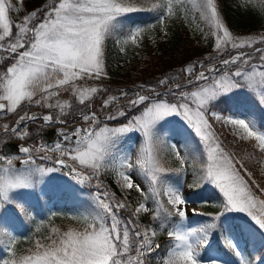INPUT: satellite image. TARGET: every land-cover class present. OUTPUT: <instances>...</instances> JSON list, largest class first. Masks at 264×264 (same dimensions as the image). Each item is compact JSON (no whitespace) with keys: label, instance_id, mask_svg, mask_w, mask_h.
<instances>
[{"label":"snow or ice","instance_id":"6c2138e0","mask_svg":"<svg viewBox=\"0 0 264 264\" xmlns=\"http://www.w3.org/2000/svg\"><path fill=\"white\" fill-rule=\"evenodd\" d=\"M158 5L153 4L155 10ZM209 16L206 19L214 25L216 30V48L221 50V45H231L234 49L252 47L254 41H237L233 38L221 22L214 0H205ZM12 5L7 0H0V52L8 55L5 59H11L12 63L5 70L0 71V114L15 113L22 103L36 104L44 107H57L59 115H66L65 109H70L67 102L56 101L50 103L59 91L72 90L81 105L92 96L106 91L98 87H78V80L100 79L106 76L103 70V46L107 38L116 35L117 29L123 26L126 14L144 11V7L134 6L128 0H52V4L46 9L33 11L23 18V23L15 25L17 31L13 39L4 43L7 37L13 36L8 12ZM42 12L43 15H38ZM172 12L171 0H169L167 14ZM160 23H164V16H160ZM130 35L125 38L135 41L142 31L137 25L131 28ZM223 33L221 36L220 33ZM264 42V41H262ZM123 50V49H122ZM259 59L264 62V49L256 48ZM241 63L250 68V71H242L239 68L230 74L216 67L205 71L196 72V65H189L185 72L190 77L189 83L194 79L196 87L190 92L174 91L179 85H172L167 79L159 81L160 85L168 86V92L164 95H175L177 100L170 103L158 100L161 93L155 89V96L135 93L134 99L128 100L129 108L143 107L139 115L128 118L127 124L110 128L107 125L97 128L99 117L95 111L81 112V118L88 127H76L73 131L58 133L62 142L54 147L40 146L36 152L44 151L46 154L40 159H52L49 152L59 153L61 157L67 156L79 165L91 169L88 174L78 171L75 167L65 163L63 159L54 161L56 167H40L33 159L32 149L18 146V151L25 154L22 159L24 167L17 168L13 165L17 156L0 155V236L7 235L8 243L5 246L9 258L2 264H150L152 253L160 248L154 245L156 230L147 228L136 231L140 225L132 219L126 222L120 216V210L126 206L116 201L115 197L109 198L108 192H97L93 196V211L83 218L88 221L83 231L68 230L59 234V230L53 228V233H58L55 239L49 238L47 245L37 242L35 251L28 255L17 256L14 252V244L17 237L6 231L5 223L9 213L13 215L23 214L25 217L32 211L31 198L37 202L49 200V193L45 191L47 182L53 174L62 168H69L72 179L78 185L98 179L100 172L109 167L117 169V176L122 179L124 189L135 190L144 197L145 201L151 196L158 207L153 219L159 222V228L168 230V236L175 241L170 246L167 258L163 264H221L216 258L209 257L207 261L202 255L210 248V237L217 231L228 232L225 227L227 213H243L250 218L257 228L249 231L248 235L254 239L255 234L264 233V200L259 201L253 194L240 170L236 167L243 164L227 153L219 142L213 130L211 119L223 121L242 132L241 139L254 140L255 146L264 152V131H261L256 122L247 114L223 116L226 111L220 108L231 97L234 90L248 87L255 90L257 87L260 102L264 104V63L259 67L252 63V57L244 53H237L229 59L222 61L224 66ZM201 67H203L201 65ZM220 73L216 75V73ZM259 77V81H257ZM203 81L201 85L199 82ZM53 89H56L54 91ZM120 96L127 97L128 93L121 90ZM119 97L110 96L101 104L107 108L109 104ZM6 101L7 103H3ZM91 107V105H86ZM215 109H220L216 111ZM178 116L184 121L188 129L193 130L196 137L203 145L207 153V163L204 166V180L212 183L222 194L223 212L217 215L212 222L206 223L198 229L186 227L187 219L185 210L177 207L186 205L189 201L181 194L179 185H170L164 179L167 169L160 166L156 153L158 146L163 143L160 131L162 121L167 117ZM127 117L123 109L115 113L109 112L106 119L117 120ZM39 117L35 115H20L11 133L20 139L28 136L25 121H35ZM45 125L53 121L51 115L42 117ZM65 123V121H60ZM23 126V128H22ZM5 133L9 126H3ZM130 132H138L143 138L142 148L137 154L136 164L131 163L130 154L120 156L113 150L117 148L121 139ZM179 157L180 153L177 151ZM181 159V165L184 164ZM141 169V174L148 181V192H144L141 186L134 182L131 173L136 167ZM264 171V168H262ZM254 183V181H253ZM97 187H100L99 182ZM163 195L169 197L168 203L177 208L176 214L179 221L172 219V213L160 205V188ZM264 192V189H261ZM149 209L146 202L139 203L133 216ZM134 233V236H133ZM227 247L235 252L238 264H264V255L258 260L248 259L240 250L237 243L229 235L225 238ZM135 251V255L131 253Z\"/></svg>","mask_w":264,"mask_h":264},{"label":"rangeland","instance_id":"374dc122","mask_svg":"<svg viewBox=\"0 0 264 264\" xmlns=\"http://www.w3.org/2000/svg\"><path fill=\"white\" fill-rule=\"evenodd\" d=\"M241 5L248 6L250 4L251 0H238ZM252 1H263L261 3V6H264V0H252ZM9 4L12 5V9L8 12V19L11 22V26L13 29V36L7 37L4 42H8L9 40L13 39L15 36V33L17 31L15 25L18 23H23V18L27 15H23L21 13V2L22 0H7ZM148 25L141 26L142 31L140 34L135 37V41L129 39L127 40V43H125V38L130 35V33L127 36L119 37L114 43V53L113 57H110V60L106 61L103 56V70L106 73V76H102L100 79H91V80H78L75 82V84L78 87H98L105 84H110L113 87L119 88V92L121 93V90L126 91L128 93L127 97H122L120 94H112L114 92L109 93V95H106L103 100L101 101V104L105 99H107L110 96L119 97L116 101H113L109 104L107 108H102V111L96 112L99 117V123L96 125L97 128L103 127L107 125L110 128L118 127L123 124H127L128 118H130L132 115H139L141 111H143V107H139L136 109L129 108L128 106V100L135 98L136 92H141L144 95L149 96H155V92L152 90L155 89L157 92L161 93L160 96L156 97L158 100H164L170 103H175L177 100V96L175 95H164V93L168 92V86L167 85H160L161 88L156 89L154 87L149 88H143L140 85L141 77L139 74V70L142 66L143 61V51L142 48L145 44H147L152 49H155L157 43L159 41H164L168 38L170 34V27L169 22L164 17V23L161 24L160 21L157 24H153L152 22H147ZM139 24H136L137 26ZM186 25L191 32V35L193 36H199L203 39V28L197 24L196 21H194L193 18H190ZM134 26V27H135ZM15 27V28H14ZM133 27V28H134ZM230 35L235 38L237 41H247L251 39L254 41L252 44L257 43H264L261 41H264V29L255 32V33H248V34H233L230 31H228ZM216 30H214L212 36H213V42H212V52L211 54H208L206 63H200L198 66H196V72L199 71H205L206 74L209 76L213 75L212 73H207V69L210 67H216L220 69L221 71H226L229 74L236 69H240L242 71H250V68L246 65H243L241 63H237L235 65L229 64L227 66H224L222 61L224 59H229L232 56H235L237 53H244L246 55H250L252 57V63L256 64L258 67L264 63L261 62L259 59V53L255 51L256 48L260 47H254L252 50H249L248 52H241L238 49L233 50L234 48L231 47V45H221V50H217L216 48ZM220 35L222 36L223 33L221 32ZM264 45V44H263ZM247 47V45H245ZM123 49V50H122ZM241 49V48H239ZM261 49H264L261 48ZM226 51H229L228 53ZM234 52V53H233ZM229 53H232L231 55H228ZM255 58H258L254 60ZM201 65L203 67H201ZM220 73H216V75H219ZM257 81H259V77L256 78ZM180 81L173 83L169 81L172 85H179V88H175L174 91L177 93L185 91L190 92L192 91L196 85L197 82L193 79L192 83H189L190 77L186 74L184 69V75L182 78L179 79ZM199 84L203 85L204 82L201 81ZM248 89V87H247ZM56 91V89H53ZM249 90V89H248ZM112 91V90H109ZM261 90L257 87L255 90H251L252 93L256 95V99H254L256 102H258L261 106H264V104H261L260 102V96L259 92ZM59 100L60 102L67 101L70 105V109H65L66 115H59L60 109L57 107H44L41 105L36 104H28L27 102L22 103V105L17 109L15 113H4L0 114V155L7 156L4 154V151L2 149V145L6 142H16L22 146L29 147L32 149V155L33 159L36 162V165L40 167H56L54 161L56 159H63L65 163L75 167L78 171H81L82 173L88 174L91 172V169L87 167H83L79 165L78 162L70 160L67 156L61 157L59 153L56 152H49L47 155L51 156L52 159H40V157L44 156L46 153L44 151L36 152L35 149L40 146H48V147H54V145L58 142H62V137L57 136V133L53 132L52 136L53 139L50 142H46L42 138V133L44 130H51L58 127H64L68 128L69 130L73 131L76 127H88V123H85L81 118V112L84 113H90L94 110L86 107L85 105H82L81 107H77L76 105L80 104L77 97L73 95L71 88L69 87L68 91H59V95L57 97H54L50 103L55 104L56 101ZM3 103H7L6 101H2ZM74 106V107H73ZM72 109H77L76 112H73ZM123 109L127 112V117H120L117 120H108L106 119L109 112L115 113L117 110ZM27 113L28 115H35L39 117V119L35 121H25V124L27 125V131L29 133L28 136L24 137V139H20L19 137L13 135L11 133V128L15 126L16 121L19 119L20 115H24ZM247 114L251 119H253L252 114L250 111L243 107L241 110H239L235 114H226L225 117L228 115H238V114ZM44 115H51L53 117V121L49 124L45 125L44 121L42 120V117ZM57 118L60 121H65V123H60L57 121ZM254 120V119H253ZM162 130L160 131V136L163 141L158 146V151L156 153V158L160 164L161 167L167 169L168 171L164 174V179L168 182L170 185H179L181 189V194L189 201L186 205H180L177 206L186 212L187 219L184 221V224L186 227L192 228V229H198L201 226H203L206 223L212 222L214 218L217 215H220L223 212L222 202L223 197L222 194L219 192L218 188L215 187L212 183H206L204 180V166L207 163V153L205 149L203 148V145L199 141V138L195 136L193 130L188 129L187 125L184 123V121L181 119V117L178 116H171L167 117L166 121H162ZM210 123L222 125L225 129V132L231 136L234 137L236 140L242 141V142H252L253 146L260 150L258 147L255 146L254 140H245L241 139V136L243 135L241 131L234 128L230 124L224 123L221 121H216L215 119H211ZM7 124L9 126V131L5 133L3 126ZM23 128V126H22ZM143 138L138 132H130L125 137H123L118 144L117 148L114 149V152H118L120 156H126L130 154L131 157V163L134 165L136 164L137 154L140 152L142 148ZM197 149V151H196ZM177 151H179L180 156L178 157L176 155ZM200 151L201 153V163L202 165L199 174L201 176V180L199 183H196L193 172L191 169V162L195 161L197 157V152ZM261 151V150H260ZM21 159H14L13 165L17 168H23L24 165L22 164V159L26 158L25 154L21 153L19 156ZM183 159L185 162L183 165H181L180 160ZM18 163V166H17ZM3 162H0V165H2ZM262 168H264V152H262V160L260 161L259 166V174L264 175V171H262ZM70 171L69 168H62L61 171L56 172L53 174V177L47 182L45 186V191L49 193V200H40L37 202L35 198H31V204H32V211L30 212V215L32 216H38V218L43 217L44 215H50L51 213H54L57 208L61 207L63 204L62 196L69 195V204H76L77 202H87L88 208L87 212L81 208H73L69 211V214L72 216L75 215H87L89 212L93 211V196L97 192H104L107 191L109 198L115 197L116 201L122 202L119 200L118 196L121 198H124L125 208L120 210V216H123V218H126L127 215L131 216L135 222H137L140 227L136 229V231H142L147 228H154L156 230V236L154 238V245L159 244V242L163 240L170 241V246L175 243L171 237L168 236V230L164 232V229H160L159 226H153L145 223H141V220L145 218L146 216H150V218L153 219V216L155 215V210L158 207V205L155 203L154 199L149 196V199L145 201L144 197L138 193L135 188L128 190L124 189L121 185L123 183L122 179L117 176V169L115 167H109L105 168L100 172V175L97 178H93L91 182H86L84 185H78L76 182L72 179L70 175H67V173ZM131 175L134 177V182L139 184L144 192H148V181L143 178L141 174V169L137 166L135 170L131 173ZM104 179H109L111 183L113 184L115 192L107 186V184L104 182ZM99 182L100 187H97V183ZM169 197L163 195V188H160V196L159 201L160 205L163 206L164 209H167L168 212L179 216L176 214L177 208L173 205L168 203ZM146 202L148 211L147 212H141L137 214L136 216H133V213H135V209L139 206V203ZM258 202V201H257ZM213 204L214 210H207L204 212V205L205 204ZM218 203V204H217ZM77 205V204H76ZM257 208H259V202L257 203ZM18 215H13L12 213L8 214V217L5 220V223L7 225L6 231L8 233H11L15 237H19L23 231V225L21 221L18 219ZM228 217L225 221V227L228 228V232H224L221 229L222 238L225 241V238L227 236H231L235 243L238 244L240 250L243 252V254L248 258L249 256L254 254V250L256 246L254 245V242H256V239L259 235H263L264 233H259L254 235V239L250 238L248 233L253 228H257L258 226H255L249 217H247L243 213H227ZM77 219L76 222L81 223L84 220L80 218ZM88 221H84V226H87ZM29 228V227H28ZM134 236V233H133ZM220 236V230L216 232L215 235L210 237V248L207 250L206 253L202 252V255L204 257V260L207 261L209 257L216 258L218 261L221 262V264H230L232 262L231 258L226 256L223 251L221 250L222 243L219 241ZM8 243L7 235L0 236V251L1 255H8V252L6 251L5 246ZM226 245V243H224ZM245 246V248H243ZM170 248L166 251L165 255L162 256L161 262L163 264V260L167 258V254L169 252ZM133 255H135V251L133 250ZM235 261L238 264V257L235 255Z\"/></svg>","mask_w":264,"mask_h":264},{"label":"trees","instance_id":"16d2710c","mask_svg":"<svg viewBox=\"0 0 264 264\" xmlns=\"http://www.w3.org/2000/svg\"><path fill=\"white\" fill-rule=\"evenodd\" d=\"M128 2L132 3L134 6L144 7L145 10L126 14V17L122 18V28L117 29L118 34L112 35L105 40L103 56L106 61L108 58L110 60L111 56L113 57L114 43L117 38L126 36L135 24L145 25L147 22L156 24L159 22L160 16H165L170 27L168 38L164 41H159L155 49H152L147 44L142 48L143 61L139 70L141 87H154L159 89L161 88L159 86V81L163 79L176 83L180 81L179 79L184 75V69L189 65L195 64L198 66L200 63L207 62L205 60L207 56H209L208 54L212 52V34L215 28L210 20L206 19L209 13L206 7H203L205 0H171L172 12L170 15L167 14L169 0H128ZM262 2L263 1L254 2L251 0L250 4L245 7L241 5L238 0H214L218 16L224 27L231 33L237 35L255 33L264 29V6H261ZM51 4L52 0H22L21 13L23 15H29L33 11L46 9ZM153 4L158 5V7L155 10H149L152 9ZM38 15L42 16L43 13L38 12ZM190 18H193L194 21L203 28V34L201 35L203 39L199 36L191 35L186 25V22ZM263 44L257 43L254 44V46L252 45V47L247 46L238 50L241 52H248L254 47L263 48ZM226 52L228 53L229 51ZM231 54L232 53H229L228 55ZM7 55L8 54L5 52H0V71L5 70L6 67L12 63L11 59H5ZM256 59L258 58L254 60ZM100 88L106 91L99 92L93 95L92 99L85 101V106L91 105L89 108L96 112L102 111L100 108L101 101L106 95H109L111 92H114L112 94H120L119 88L113 87L110 84H105ZM254 99H256V95L252 93L251 90H248L247 87L234 90L231 97L220 106V108L226 109L222 115L235 114L243 107H246L252 114L257 127L261 131H264V106H261ZM76 106L81 107L82 105L78 104ZM215 110L220 111V109ZM72 111L76 112L77 109H72ZM213 130L219 138V142L223 149L235 159L240 160L243 164V167L240 165L236 167L240 170L241 176L251 188L257 201L264 200V192L261 191V189H264V175H260L258 171L260 161L262 160V151L257 150L252 142L245 143L229 136L222 125L213 124ZM197 153L198 158L191 162V169L196 183H199L201 180L199 170L201 168L200 165H202V159L200 151ZM102 179L107 186L115 192L111 181L109 179ZM69 198V195L62 196L63 204L56 212L50 215H44L41 218H38V216H31L30 213L27 217L23 214L18 215V219L23 225V231L21 235L17 237L14 244V252L18 257L28 255L32 251H35L37 242L47 245L50 243V237L55 239L58 233H53V228L58 229L59 234L67 232L70 229L79 231L84 230L86 226H84L83 222H86V220L83 218V215L72 216L69 214V211L73 208H81L86 213L88 203L82 201L79 203L77 202V205H70ZM118 198L120 201L124 202V198L120 196H118ZM203 207L205 210L204 212L215 209L212 203L205 204ZM121 217L125 222L129 219L134 221L129 215H127L126 218H123V216ZM75 218H80L84 221L78 223ZM172 219L177 221L178 217L172 214ZM141 223L153 225L155 227L159 226V222L150 218V216L143 218ZM166 230L167 228L164 229V232H166ZM219 241L222 243L221 250L232 260L230 264H237L234 251L224 244L225 241L222 238L221 230ZM159 245L160 248L152 253L150 264H162L160 258L164 256L166 251L170 248V241L163 240L159 242ZM254 245L256 246L254 254L249 256L248 259L255 261L258 260L260 256L264 255V236L259 235ZM131 254L133 255V252ZM8 258L9 254L1 255L0 251V264H2L3 260Z\"/></svg>","mask_w":264,"mask_h":264},{"label":"water","instance_id":"95a60500","mask_svg":"<svg viewBox=\"0 0 264 264\" xmlns=\"http://www.w3.org/2000/svg\"><path fill=\"white\" fill-rule=\"evenodd\" d=\"M68 129L66 128H56V129H52V130H44L43 134H42V138L46 141V142H50L53 139L52 133L55 132H59V131H67ZM18 146L19 144L15 143V142H8L5 143L2 148L4 150V153L6 155H19L20 152L18 151Z\"/></svg>","mask_w":264,"mask_h":264},{"label":"bare ground","instance_id":"6f19581e","mask_svg":"<svg viewBox=\"0 0 264 264\" xmlns=\"http://www.w3.org/2000/svg\"><path fill=\"white\" fill-rule=\"evenodd\" d=\"M70 131H71V130H69V131H64V132H70ZM59 132H61V131H59ZM59 132H58V133H59Z\"/></svg>","mask_w":264,"mask_h":264}]
</instances>
